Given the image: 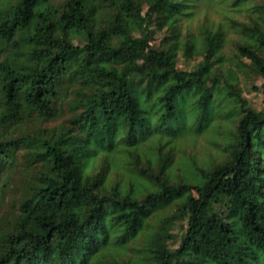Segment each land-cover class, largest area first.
Wrapping results in <instances>:
<instances>
[{
	"label": "trees",
	"instance_id": "trees-1",
	"mask_svg": "<svg viewBox=\"0 0 264 264\" xmlns=\"http://www.w3.org/2000/svg\"><path fill=\"white\" fill-rule=\"evenodd\" d=\"M215 1L0 0V264H264V0Z\"/></svg>",
	"mask_w": 264,
	"mask_h": 264
},
{
	"label": "rangeland",
	"instance_id": "rangeland-1",
	"mask_svg": "<svg viewBox=\"0 0 264 264\" xmlns=\"http://www.w3.org/2000/svg\"><path fill=\"white\" fill-rule=\"evenodd\" d=\"M218 3L219 2L216 0L214 7L209 9L211 11L210 14L215 19L221 18L220 14H222V12L219 11L220 8H222V6H220V4ZM202 6L205 7L206 5H201L200 8ZM96 8H97V12L99 13V15H101V18L99 19L102 20L101 23L104 26H107L108 28L118 29L123 33L128 31V23L124 18L121 17L120 20H117L114 18V16L112 17L108 15V9H110V3H108L107 1L102 2V3L98 2ZM218 11L220 14L217 13ZM229 14H232V13H229ZM161 37H162V33L160 32L156 36L157 38L156 41L158 42L161 39ZM239 37H240V33L238 30H233L232 33L228 34L226 44L224 45V48H223L225 57L227 58L225 65L232 63V61H230L229 58H232L236 52V41L238 40ZM200 60H201V56H194L189 62H184L181 60L178 66L179 68H182V69L192 70L196 68ZM238 84H239V87L242 89L243 96L248 100V102L252 106H254L257 109L264 108V85H263L264 83H263V80L259 76H255L252 73H250L249 75L248 74L244 75L242 72H239L238 73ZM68 86L69 85L64 84L63 88L66 89ZM255 86H257L259 89H256ZM200 143H202V140H200ZM205 145H206V142H205ZM202 152H205V149ZM176 232L177 230L160 231L158 234L157 243L159 245H164L166 241L168 244L171 243L172 239L170 240L167 237L170 235H174Z\"/></svg>",
	"mask_w": 264,
	"mask_h": 264
}]
</instances>
